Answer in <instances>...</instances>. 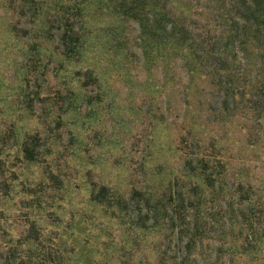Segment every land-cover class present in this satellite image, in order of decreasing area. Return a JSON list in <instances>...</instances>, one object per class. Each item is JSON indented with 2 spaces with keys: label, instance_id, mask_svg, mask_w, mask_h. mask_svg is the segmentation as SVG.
<instances>
[{
  "label": "rangeland",
  "instance_id": "rangeland-1",
  "mask_svg": "<svg viewBox=\"0 0 264 264\" xmlns=\"http://www.w3.org/2000/svg\"><path fill=\"white\" fill-rule=\"evenodd\" d=\"M12 1L0 0V264L177 262L189 213L210 264H264V93L242 94L256 68L215 87L159 29L141 31L143 0L140 13L85 0L68 54Z\"/></svg>",
  "mask_w": 264,
  "mask_h": 264
},
{
  "label": "trees",
  "instance_id": "trees-1",
  "mask_svg": "<svg viewBox=\"0 0 264 264\" xmlns=\"http://www.w3.org/2000/svg\"><path fill=\"white\" fill-rule=\"evenodd\" d=\"M141 1L134 2L138 13L141 12L139 9ZM12 2L21 10L28 8L34 23L36 19L40 21L39 26L42 29L38 28L36 33L41 30L47 32L55 46L68 54L77 55L80 52L84 35L79 15L81 17V13L84 12L85 0ZM143 2L149 10L144 13L145 19H139L140 24L144 22L141 31L144 29L153 38L159 34L158 38L161 36L164 44L169 41V45L178 54L182 53L183 64L188 67L187 63H191L200 67L201 71L206 70L205 74L203 73L204 77L211 80L215 87L221 88L224 85L231 91L237 86L234 85L238 79L237 66L244 77L250 69L256 68L258 75L242 88V94L246 95L244 91L252 88L255 89L253 98L264 93V0H143ZM157 29L160 30L158 34ZM188 71L190 72V68ZM85 72L87 78L93 73L88 69ZM225 94L226 100L228 97L227 93ZM23 145L26 158L32 159L27 144ZM186 163L191 165L192 159L189 158ZM203 177L205 183L214 185L213 174L204 168ZM192 209L190 212H193ZM192 217L195 215L189 213L191 228L188 241L183 243L179 240L169 247V250L174 252L173 258L177 262L168 263L163 254L159 264H210V259L199 250L203 247L198 244L195 237L199 226L196 224L197 221L193 223ZM170 220H174V217ZM251 239V236H247L245 240L247 242Z\"/></svg>",
  "mask_w": 264,
  "mask_h": 264
}]
</instances>
